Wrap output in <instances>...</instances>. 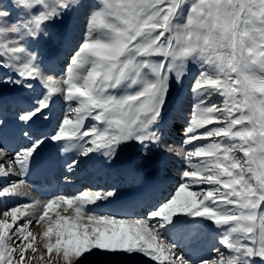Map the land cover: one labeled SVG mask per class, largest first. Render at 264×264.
I'll return each instance as SVG.
<instances>
[{
  "label": "snow or ice",
  "instance_id": "6c2138e0",
  "mask_svg": "<svg viewBox=\"0 0 264 264\" xmlns=\"http://www.w3.org/2000/svg\"><path fill=\"white\" fill-rule=\"evenodd\" d=\"M81 9L80 42L48 70L35 45ZM194 65L180 149L161 148L170 93ZM0 83L41 88L14 118L0 110V264H264V0H0ZM57 97L68 109L49 135L36 123ZM49 141L74 153L68 172L81 157L159 149L181 159L180 183L141 211L142 194L115 185L9 205L28 196ZM206 230L217 238L207 255L194 251Z\"/></svg>",
  "mask_w": 264,
  "mask_h": 264
},
{
  "label": "bare ground",
  "instance_id": "6f19581e",
  "mask_svg": "<svg viewBox=\"0 0 264 264\" xmlns=\"http://www.w3.org/2000/svg\"><path fill=\"white\" fill-rule=\"evenodd\" d=\"M69 48L72 47H69L68 44V48L65 47V50L63 53H61V55L56 54L55 56H53L54 58L52 60L50 59L51 61L47 65L45 64L46 68L57 73H59L61 69L65 68V64L68 60L66 58V54H69ZM193 77L194 74H192V78L187 79V81L185 82V88L184 90H182V95L177 98L178 100L175 101V103L169 109L167 121L161 129L164 141V143L161 145V148L167 147V139H172L173 145L178 144V140L175 138V136H180L178 132L181 128H183L182 124H186L187 112L191 107V102L193 103V97L190 92V86ZM40 91V86L36 85L33 90L23 91V89H10L7 92L0 93V110L5 111L8 118L12 119L14 118L16 113L20 111L21 107L30 104L31 100L36 95H38ZM67 109L68 105L65 103L63 98L57 97L54 101L53 106L51 107V110L47 113L49 119L46 121L42 119L37 121L36 127L50 135L56 128L58 122L63 118ZM176 121H179L180 123L176 124ZM13 140L16 141L18 146L20 143H23L22 138L19 137L18 129L16 138L9 139V141ZM60 147L61 143L49 141L43 148V150H47V158L57 160L59 162L58 170L56 174L50 178V180H56L61 185V187L59 190L54 192L53 196L60 194H76L84 190L85 187H87L88 189L109 188L115 185L121 190V193L125 196L134 193H141V204L139 207L136 208L137 211H141L142 209H146L147 207L159 203L160 201L167 198L170 194H172L173 191H175V188L180 183V181L174 176H165V174H167L165 163L171 155L161 150H159L161 154L159 153L160 155L157 156V158L154 157L151 159H149L147 155L143 154L141 156L136 157L134 160H129L126 155L122 153L120 157L111 164L103 156L95 154L91 156L89 160L87 159V162L83 164H78V166L73 171L68 172L66 171L65 165L68 161L73 158L74 153H68L66 155L62 154L60 152ZM177 149H179V147H177ZM156 150L153 149V151ZM172 157L174 156L172 155ZM33 170L31 174L26 178L27 186L25 190L28 192V196L22 197L19 200H9V205H15L17 203H26L31 200H40L41 202L47 201V199L41 198L29 187V183H35V180L32 176ZM11 179H15V177ZM0 182H2V178H0ZM117 206L118 205L116 204L99 205L101 209L105 207L113 208ZM35 210L41 211L42 209L36 208ZM31 231H33V233L39 234L41 233L42 229L39 225H33L31 226ZM178 242L180 243L181 247H183L185 250H188V248L186 247V245H188L187 240L178 238ZM198 245L200 252L203 250V248L207 247V244L205 245L204 242ZM37 247L40 248L41 251H43L39 236L37 239ZM208 251L209 250H207L206 255L208 254ZM202 254L204 253L202 252ZM34 264H37V262H34ZM38 264H44V262H38ZM108 264H148V260L142 256H122L115 259H111Z\"/></svg>",
  "mask_w": 264,
  "mask_h": 264
},
{
  "label": "rangeland",
  "instance_id": "374dc122",
  "mask_svg": "<svg viewBox=\"0 0 264 264\" xmlns=\"http://www.w3.org/2000/svg\"><path fill=\"white\" fill-rule=\"evenodd\" d=\"M5 2H7V0H5ZM87 2L89 4H91V3L94 2V0H87ZM85 10L86 9H81L80 12L75 13L72 17L66 19L63 23H59V24L53 25L50 28V34H51L50 37L47 38V39H45V40L40 41L41 43L39 42L37 44L38 48L41 49L43 51V53H44V59L45 58L47 59V60L45 59V64L46 65L52 60V59L50 60L48 57H51V56L53 57L56 54L57 55H59V54L61 55V53L64 52L65 47L68 48V44H69V47H72V48H69L70 49V52H69V54L68 53L66 54V58L68 60L70 59V56L72 54L73 48H75L77 46V44L80 42V40H81V38H82V36L84 34V31H85V26H86V21H85V18H84L85 17V12H86ZM76 27H78V28H76ZM47 47H48V49H47ZM68 60H67V62H68ZM66 65H67V63L65 64V67H66ZM197 68H198V66H195V65L194 66H191L190 72H189L188 76L184 79L183 84L182 85H174V87H173V89H172V91L170 93V97H169L170 103L168 105V112H169L170 107L175 103V101L178 100L177 98H179V96L182 95V92H183L182 90H184V88H185V82L187 81V79L192 78V74H194V75L196 74ZM10 89H14V90L18 89V90H20V89H23V88H19L17 86L10 85V84L0 83V93L7 92ZM26 90L27 89H23V91H26ZM191 105H192V102H191ZM188 112H187V115H188ZM175 123L177 124V123H180V122L179 121H176ZM185 125L186 124H182V127L183 128H181L179 130V132H178L180 136H175V138L178 140L177 141L178 144L177 145H173L172 144V141L173 140L172 139H167V141H168L167 146L171 145L174 148L176 147V150L179 151L180 146H181V141L184 138V127H185ZM169 142H170V144H169ZM177 147H179V149H177ZM123 152H122L123 154H126L127 153V156H128V159L129 160L130 159H133L134 160L136 157L141 156L143 154L147 155V157L149 159L154 158V157L157 158V156H159L161 154V152L159 151V149L156 150V151H153L152 150L151 152L146 153V152H144V150L139 145H136V146L131 147V148H126V149H124ZM130 152H133V154H134L133 158H130L129 157V153ZM169 155H171L170 156L171 158L169 157L167 159V162L165 163V168L167 170V174H165V176L166 177H172V176H174V177H176L180 181V173H181V170H182V161H181V159L179 157H177V156H175L173 154H170L169 153ZM172 155L174 157H172ZM79 159L81 161L79 164H83V163L87 162L90 158L81 157ZM177 187L175 188V190L177 189ZM84 189L85 190H88L87 187H85ZM172 193H174V191ZM202 235L203 236L200 237L199 241H200V243H203L204 242L205 245L207 244V247L203 248V250L205 252L203 250L201 252H203L206 255L207 250H210L211 249V246H213L214 244L217 243V239H216V234L215 233L213 234V232H210V231H207V230ZM199 241H198V244H200ZM207 241H208V243H207ZM38 243H39V241H38ZM38 246H39V244H38ZM186 247L188 248V245H186ZM197 248L194 251H196V252L199 251V245H198ZM208 254H209V251H208ZM123 257H126V256H123ZM115 258H118V257H111V258H105V257H90L89 260H88V262H87V264H108V262L111 259H115Z\"/></svg>",
  "mask_w": 264,
  "mask_h": 264
},
{
  "label": "water",
  "instance_id": "95a60500",
  "mask_svg": "<svg viewBox=\"0 0 264 264\" xmlns=\"http://www.w3.org/2000/svg\"><path fill=\"white\" fill-rule=\"evenodd\" d=\"M133 155H134L133 152H130V153H129V157H130V158H133Z\"/></svg>",
  "mask_w": 264,
  "mask_h": 264
}]
</instances>
